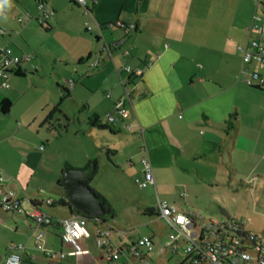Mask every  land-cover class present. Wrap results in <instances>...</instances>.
Segmentation results:
<instances>
[{
    "label": "crops",
    "instance_id": "0c3cea01",
    "mask_svg": "<svg viewBox=\"0 0 264 264\" xmlns=\"http://www.w3.org/2000/svg\"><path fill=\"white\" fill-rule=\"evenodd\" d=\"M12 1L13 5L15 0ZM17 1L16 4L22 5L16 18L19 27L14 23L5 25L12 33L9 41L16 49L0 40V46L9 47L12 55L28 58L20 64L23 75L11 72L7 77L9 88H0V101L11 102L6 115L13 118L17 132L25 127L36 129L39 134V129L46 124L61 126L63 121L75 122V111H67L70 106H63L65 103L84 108L82 120L90 130L98 129L89 124L88 117L104 118L122 99L126 117L114 125V132L108 131L115 137L112 146L101 149H105L112 162L115 160L110 154L124 155V148L117 141L122 139L120 132L125 131V125H130L128 131L135 136L128 140L132 146L128 154V166L134 170L131 174L140 175L143 147L154 181L158 182L161 171L183 177L200 173L197 166L188 163L208 157L196 151L187 155L186 147L197 142L200 146L215 143L218 134L214 130H224L229 138L236 130L235 122L241 121L237 116L240 109L248 118L249 129H258L255 142L258 144L264 136V115L259 113L260 119L254 115L259 107L264 112V82H254L258 88L246 86L244 82L251 72L263 74L264 70L254 63L243 64L237 50V46L258 36L251 32L254 25L261 29L259 37L264 40V23H260L264 16L258 15L257 9L252 13L253 0H244L246 7L242 13L234 7L237 0H87L86 8L73 0H48L47 6L53 13L45 24L47 30L23 8L22 0ZM255 2L257 8L260 4ZM13 8L14 5L13 14L17 15L18 9ZM117 20L133 26L126 30L106 27L107 23ZM86 24L91 27L90 31ZM17 35L22 41L17 40ZM50 60L56 73L50 74L46 90L40 70ZM94 63H98L97 66H93ZM124 66L140 68L142 74L128 72ZM27 95L37 97L40 108L36 111L31 103L25 104L31 114L24 119L13 110ZM77 121L82 122L79 118ZM225 121H231L233 128L227 129ZM204 126L210 129L202 130ZM45 136L48 143L49 136ZM39 141L45 151L43 138ZM35 143L39 142L26 141L28 149L23 165L29 172L43 156L31 146ZM221 156L223 159L224 152ZM86 159L89 160L90 155L87 154ZM229 169L235 171L232 167ZM18 181L17 176L12 175H3L1 179L4 186L16 191L26 210L32 202L56 219L74 214L67 206L45 203V200L65 198V191L58 189L47 198H39L38 194L30 195ZM94 227L93 221L90 228ZM40 231L43 247L54 252L53 257H47L36 246L35 236ZM60 232L56 223L39 226L23 214L6 213L0 208V264L10 251V244L24 245L21 264H107L102 251L93 245V237L89 239V254L60 257V253L71 250L61 242ZM110 238L120 245L118 241L122 237L116 234V229L110 232Z\"/></svg>",
    "mask_w": 264,
    "mask_h": 264
},
{
    "label": "rangeland",
    "instance_id": "374dc122",
    "mask_svg": "<svg viewBox=\"0 0 264 264\" xmlns=\"http://www.w3.org/2000/svg\"><path fill=\"white\" fill-rule=\"evenodd\" d=\"M22 1L25 5L23 8L28 9L35 16L37 9L34 0ZM255 1L253 0L252 3V13L257 9L258 15L264 16L261 6L255 7ZM16 2L18 1H14L13 9H18L17 15L13 14L11 8L7 12L8 20L0 21V29L4 31L2 35L0 34V40L14 49L16 48L9 41L12 33L10 30H6L5 25L14 23L16 28L19 27L17 17L21 4L18 5ZM234 3L235 9L242 13L246 7L244 0H237ZM24 9H22L23 13ZM34 21L36 22V20ZM238 22L241 23L242 18ZM260 23H264V20ZM17 37V40L22 41L19 35ZM51 73H56L52 60L40 70L46 90L49 89ZM245 85L248 86L246 82ZM30 103L34 110H39L40 103L37 97L27 95L19 100L13 113L24 119L29 117L31 112L27 111L25 104ZM242 104L243 99L240 100L239 106ZM63 106H70L67 111L71 112L73 109L76 117L82 121L81 124L76 118L75 122L63 121L61 126L57 123L46 124L39 129V134H36V129L25 127L17 132L13 118L6 114L0 115L1 179L3 175L17 176L30 195L38 194L39 198H47L58 189L65 190L63 186L57 184L62 169L66 166L75 169L83 168L88 163L86 155H90V159H94L98 166L90 186L106 199L108 206L113 210L112 216L107 215V223L116 230H131L130 234L134 238H137L138 235H151L154 246L150 253L152 257L150 264H178L186 256L184 251L188 245L186 240L181 239L177 253L174 254L167 248L162 254H158V248L163 247L168 239L169 227L162 218L143 214L145 207L154 206L157 194L160 200L171 198V201L167 203L174 205L179 210H187L198 218L217 219L223 216L228 220L244 222L248 230L264 241V136L262 135L258 144L255 142L258 129L257 131L249 129L248 118L244 116L242 109L237 115L241 121L235 122L236 130L231 133L229 138L224 130H214L218 134V137L214 139L215 143L207 144L205 142L206 144L200 146L197 142L195 145L186 147L187 155L196 151L198 152L196 154L203 152L208 157H201L188 163L189 166H197L200 173L194 172L191 177H183L176 173L161 171L160 182L155 181V188L153 185L139 188L134 183V178L137 176L131 174L134 173V170L128 166L130 160L128 154L132 148L128 140L135 139V136L130 134L126 128L125 131L120 132L122 139L117 143L124 148L125 154L120 156L110 154L109 156L115 160L112 162L108 159L105 149H101L106 145L111 147V142L115 139L108 132L109 130L100 129V131L95 128L90 130L82 120L84 108L80 109L73 103L70 105L65 103ZM240 108L242 107L240 106ZM259 113L264 115L262 107L257 108L254 115ZM100 120L105 122V118ZM201 129L208 131L210 128L204 126ZM46 134L49 136L48 143L45 141ZM41 138L44 140L45 151L41 149L43 147L39 141ZM223 138L224 141H222ZM26 141L29 143L39 142L31 146L43 155L30 172L23 165L28 149ZM222 152H224L223 159ZM135 158L133 160H136ZM231 167L235 171H231L229 169ZM26 183L28 189L25 187ZM18 185L20 187L19 183ZM184 190L187 193L180 199L178 191L181 194ZM91 226L92 222L89 221L88 227ZM106 226L107 224L102 225V227ZM127 241L128 238L124 237L118 243L122 246Z\"/></svg>",
    "mask_w": 264,
    "mask_h": 264
},
{
    "label": "built area",
    "instance_id": "2783aa9c",
    "mask_svg": "<svg viewBox=\"0 0 264 264\" xmlns=\"http://www.w3.org/2000/svg\"><path fill=\"white\" fill-rule=\"evenodd\" d=\"M47 1H36L37 14L34 18L40 24L46 23L53 13V10L47 6ZM73 2L86 8L87 0H73ZM132 26L131 24L126 26L120 20L106 24L108 28L118 27L125 30L131 29ZM86 29L90 31L91 27L86 24ZM251 32H256L258 36L251 37L245 45L237 46V50L241 54L243 64L249 66L254 63L258 68L264 70V40H261L259 37L261 29L254 25L251 28ZM2 33L3 31L0 29V34ZM27 59V57L23 59V57L12 55L11 49L7 46H0V88H9L7 77L10 72L8 70ZM97 64L94 63L93 66H97ZM124 69L135 75L142 74V69L140 68L132 69L129 66H124ZM240 73H242V70ZM244 81L248 85H253L254 82L263 83L264 73L251 72L250 76L245 78ZM125 117L126 108L122 99L104 116L105 121L112 124H116ZM125 128L127 130L131 129L130 125H125ZM141 150L144 152V155L140 159V175L134 178V183L139 188H144L148 185H153L155 188L149 157L143 147ZM185 193H187L186 190L181 193V196H184ZM154 202L153 209L157 212L158 217L165 221L170 230L165 245L158 248L157 252L159 254H162L167 248L172 253H177L179 242L181 239H184L188 243L184 252L189 258V264H264V241L253 232L247 231L244 222L232 221L225 218H198L187 210H179L174 205L160 200L157 196ZM45 203L51 204V201L45 200ZM0 208L6 213L23 214L39 226H47L52 223L58 224L61 228L59 235L61 242L71 247V250L66 254L60 253V257L89 254V239L93 237V245L102 251L106 257L107 264L151 263L152 257L150 253L154 246L151 236L141 235L136 242L123 243V245L125 244V249L119 252L117 248L121 247V245L115 244L110 238V232L115 231L112 226L106 229H100L95 226L91 232L85 216L70 215L56 219L36 204H31L30 208L26 210L16 191L1 183V177ZM193 218L194 220H192ZM116 234L123 235L124 233L123 231L116 230ZM42 235L43 233L40 231L35 236L36 246L47 257H53L54 252L44 249L41 242ZM24 248L23 244H10V251L5 256L3 264H21Z\"/></svg>",
    "mask_w": 264,
    "mask_h": 264
},
{
    "label": "trees",
    "instance_id": "16d2710c",
    "mask_svg": "<svg viewBox=\"0 0 264 264\" xmlns=\"http://www.w3.org/2000/svg\"><path fill=\"white\" fill-rule=\"evenodd\" d=\"M258 3L260 4V6H261V8H262V10L264 12V0H258ZM45 24L46 23H44V24L38 23V25L41 28H43L44 30H47V27L45 26ZM116 28H118V27H116ZM119 29H122V28H119ZM21 63H22V61L18 65L12 67V72H14V75H16V76H22L23 75V71L20 68V64ZM249 86L250 87H257V86H254V85H249ZM10 107H11V102L9 100L3 99V100L0 101V113L1 114H7L9 112ZM231 116H233V115H231ZM87 120H88L89 124H91L92 126H96L98 129H108L111 132H114L115 131L114 130V125L115 124L108 123L106 121L105 122H102L100 120V118H98L96 115L89 116ZM225 122H226V128L227 129H232L233 128V124H232L231 121L230 122L225 121ZM67 168H68L67 166L64 167L62 169V171H61V174ZM97 168H98V166L96 165V161L94 159H89L87 165L85 167H83V168H80L83 171V173H84L83 182L90 188V190L95 195V197L98 200V202L103 206V213L100 216L94 217V218H89V217H85V218L87 219V222H89V221L93 222L94 221V225L96 227H98L100 229H106L109 226H112V225H110V224L107 223V221H108L107 215L112 216L113 210H112V208H110V206H108V204L106 202V199L101 194H99L98 192H96L90 186V182L93 180L94 174L97 172ZM57 184H59L60 186H62L61 185V175H60V177L57 180ZM243 184H245V183H243ZM31 204H34V203L31 202ZM51 204H53L54 206H57V205L58 206H67L68 208H70V210L72 212H74V214H72V215H81V216H83L75 208L72 207L66 191H65V198H63L61 200H58V201H52ZM143 214L153 215V216L158 217V214L153 209V207H151V208L150 207H145L144 210H143ZM220 218H224V217L222 216ZM192 220H194V218ZM232 221H235V220H232ZM103 224H107V226L106 227H102ZM244 226H245V224H244ZM245 228H246V226H245ZM89 229H90L91 232L93 231L92 228L89 227ZM113 231H114V229H113ZM122 231H123L124 234L123 235H119V237L128 238V241L125 244L132 243V242H136L137 239L141 236V235H138L137 238H134L130 234L131 230H122ZM247 231H250V230L247 229ZM125 244L123 246H121V247H118L117 250L119 252H122L123 249H125ZM188 262H189V258L187 256H185L184 259H182L178 264H189Z\"/></svg>",
    "mask_w": 264,
    "mask_h": 264
},
{
    "label": "water",
    "instance_id": "95a60500",
    "mask_svg": "<svg viewBox=\"0 0 264 264\" xmlns=\"http://www.w3.org/2000/svg\"><path fill=\"white\" fill-rule=\"evenodd\" d=\"M8 71L12 72V69ZM83 179L84 173L81 169L67 168L61 174V185L65 188L73 208L85 217H98L103 213V206Z\"/></svg>",
    "mask_w": 264,
    "mask_h": 264
},
{
    "label": "clouds",
    "instance_id": "9594fccd",
    "mask_svg": "<svg viewBox=\"0 0 264 264\" xmlns=\"http://www.w3.org/2000/svg\"><path fill=\"white\" fill-rule=\"evenodd\" d=\"M12 0H0V21L8 20L7 12L12 8Z\"/></svg>",
    "mask_w": 264,
    "mask_h": 264
}]
</instances>
